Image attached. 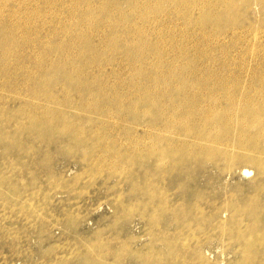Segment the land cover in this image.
<instances>
[{
	"label": "rangeland",
	"instance_id": "obj_1",
	"mask_svg": "<svg viewBox=\"0 0 264 264\" xmlns=\"http://www.w3.org/2000/svg\"><path fill=\"white\" fill-rule=\"evenodd\" d=\"M257 111L264 0H0V264H264Z\"/></svg>",
	"mask_w": 264,
	"mask_h": 264
},
{
	"label": "bare ground",
	"instance_id": "obj_2",
	"mask_svg": "<svg viewBox=\"0 0 264 264\" xmlns=\"http://www.w3.org/2000/svg\"><path fill=\"white\" fill-rule=\"evenodd\" d=\"M61 44V43H60ZM61 46V45H60ZM59 46V47H60ZM61 48V47H60ZM61 50V49H60ZM78 74V73H77ZM68 75V74H67ZM78 76H79V74H78ZM78 76H76V77H78ZM69 77V76H68ZM80 77V76H79ZM67 79V78H66ZM73 79V78H72ZM79 79V78H78ZM70 80H71V78H70ZM69 81V80H68ZM73 81H75L76 82V80L74 79ZM77 81H79V80H77ZM70 82V81H69ZM81 82H82V80H81ZM78 83V82H77ZM69 84V83H68ZM72 84V83H71ZM74 84V83H73ZM79 84H81L80 82H79ZM83 84V83H82ZM254 116H255V118H258L259 116H264V114L262 113V111H257L255 114H254ZM6 126H8L7 124H5V127ZM163 160H166L167 161V163L168 162H170V161H172V158H171V156L170 155H164L163 156ZM258 165H260V163H256L255 162V166H258ZM243 173L244 174H246L247 173V171H245V170H243ZM1 176V175H0ZM36 184V183H35ZM246 239V238H245ZM248 240V239H247Z\"/></svg>",
	"mask_w": 264,
	"mask_h": 264
}]
</instances>
